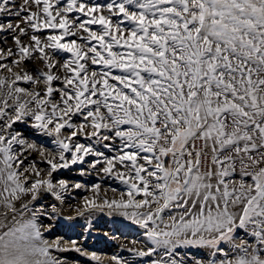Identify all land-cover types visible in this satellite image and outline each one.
Instances as JSON below:
<instances>
[{"label":"snow or ice","instance_id":"1","mask_svg":"<svg viewBox=\"0 0 264 264\" xmlns=\"http://www.w3.org/2000/svg\"><path fill=\"white\" fill-rule=\"evenodd\" d=\"M0 44V264L82 251L39 223L70 189L148 264H264V0H0Z\"/></svg>","mask_w":264,"mask_h":264},{"label":"rangeland","instance_id":"2","mask_svg":"<svg viewBox=\"0 0 264 264\" xmlns=\"http://www.w3.org/2000/svg\"><path fill=\"white\" fill-rule=\"evenodd\" d=\"M98 27L99 26H93L94 29H98ZM8 43L11 44L10 39L8 40ZM2 46H3V44H0V47H2ZM19 86L28 87V85H26L24 83H20ZM30 131L31 130H26L25 135H29ZM44 139H49V138H44ZM56 179L57 180L66 179L70 183L79 181L83 184L88 185L89 187L91 186V184L97 182V177L94 174L89 175V176H85V177H80L74 171H67V170H64L61 173H59L58 175H56ZM108 186L115 187L118 189L117 193L115 194L117 197L119 196L120 191L125 190L124 186L121 185L118 181H114L112 179H104L102 182V189L108 188ZM87 194H88V196H87ZM107 195L111 198L113 196V193L109 191L107 193ZM85 197L91 198L92 192L91 191H85L84 189H70V191L66 194L65 204L67 205L70 203L71 206H68V207L59 206L57 208L58 214L54 215L53 217H57L58 219L61 217L59 219V221H60V227L63 228V232H65V233L68 232L70 234H71V232H73L75 234L81 233V228H83V227H81L79 225V223L81 221L82 222L83 221L89 222L88 224L90 225L91 229H94V230H96V229L106 230L107 229L105 231L106 237H96V235L93 234L91 236L93 239H90L89 242L92 241L93 243L98 244V243H101V241H105V239L106 240L108 239L109 245H110V247H112L111 249H113V253H119L117 256H121V255L122 256H128V255L134 256V254L129 252L127 249L133 246L131 244V241L136 240V239H137L136 241H144L145 240V237L143 236L144 229H142L139 225L135 224L134 222L128 220L124 216H122L119 212H112V213L109 212L110 210L107 208H105L103 211H101L99 209L91 210L92 212L89 209H83ZM59 203H60V201H59ZM60 207H62V208H60ZM80 207H82V208H80ZM65 208L66 209L70 208L71 210H66ZM72 208H74V209H72ZM72 210H73V212L77 211L78 214L76 215V217L79 220L75 221L72 219V216H73V214L71 213ZM86 210L91 212L89 216H86V213H87ZM106 211L109 212V214H107ZM98 214H99V216H96ZM91 217H93V218H91ZM45 219L46 218H44L43 220H45ZM96 220H98V221H96ZM105 221H107L106 225L102 226L101 223L105 222ZM164 221H165V223H167L169 221L168 214L164 215ZM76 226L79 228H77ZM161 227H163V225H161ZM116 233L117 234L121 233L122 236L124 237V239L121 242L117 241V240H115V241L113 240L114 239L113 237L115 236ZM238 235L243 236L244 232L240 231L238 233ZM68 238H70V236ZM127 239L129 240V242ZM248 239L250 242H252V238L249 237ZM139 246L142 247L144 245H142V244L136 245V247H139ZM225 247H227V245H225ZM118 248H119L120 252H118ZM54 250L55 249L52 250V255L54 257H56L58 259H66L69 262V264H98L94 260H86L83 256L79 255L78 253H73L70 250L64 251V252H61L58 250L54 251ZM178 251L180 253V256L183 257L187 261V264H191V259H190L191 257H196V258L203 259V260L209 259V254H208L207 249H199V248H195V247H181L178 249ZM162 254H163V252H162V250H160L157 253V256L152 257V258H159V256H161ZM237 254H239V253H237ZM148 260H149V258H148ZM140 264H145V263L141 262Z\"/></svg>","mask_w":264,"mask_h":264},{"label":"bare ground","instance_id":"3","mask_svg":"<svg viewBox=\"0 0 264 264\" xmlns=\"http://www.w3.org/2000/svg\"><path fill=\"white\" fill-rule=\"evenodd\" d=\"M41 167H43V165H41ZM108 185V184H107ZM104 187V186H103ZM110 187V186H108ZM90 193V192H89ZM93 195V194H92ZM76 196V195H75ZM88 196V194H87ZM70 200V199H69ZM73 202V201H72ZM42 203L44 205H49L50 203H55L57 205V208L59 206H71V204H65V203H59V201H56L54 197L52 196H48L47 199L43 200ZM80 203V202H79ZM78 206V205H77ZM83 207V206H82ZM80 207V208H82ZM62 208V207H60ZM79 208V207H78ZM66 209V208H65ZM74 209V208H72ZM83 209H86L85 207ZM66 210H71L70 208L69 209H66ZM77 210V209H76ZM78 211V210H77ZM77 211H74L72 210V219L77 221L79 220L76 215L78 214ZM91 211V210H90ZM88 210H86V216H89L90 212ZM65 212V211H64ZM107 212V211H106ZM110 212V211H109ZM109 212H107V214H109ZM70 213V214H71ZM105 213V212H104ZM112 213V212H111ZM114 214V213H113ZM61 216V215H60ZM96 216H99L96 215ZM106 217V216H105ZM109 217V216H108ZM44 218H46L45 220H43ZM61 218V217H60ZM59 218V219H60ZM88 218V217H87ZM93 218V217H91ZM57 217H53V216H47V217H40L39 219V223L43 226V229H44V232H43V238L49 242H53V241H56L57 239H61L64 244L67 245V247L71 248V242L72 241H75L76 242V247H79L82 251L81 252H77L75 251L74 249L73 250H70L72 251L73 253H78L79 255L83 256L86 260H93L91 258L90 255H85L83 253H88V254H91V253H96L97 256L99 257V264H109L110 260H111V257L113 255H118L119 253H113V249H111L112 247H110L109 245V242H108V239L106 240L105 238V241H101V243H93L92 241L89 242L90 239H93L91 236L93 234L96 235V237H106V230H102V229H91L90 228V225L88 224L89 222H80L79 225L83 228H81V233H78V234H75L73 232L68 233V232H63V228L60 227V221ZM90 219V218H89ZM72 221V220H71ZM98 221V220H96ZM107 223V221L105 222H102L101 225L102 226H105ZM71 224V223H70ZM73 225V224H72ZM92 225V224H91ZM77 227V226H76ZM100 227V226H99ZM79 228V227H77ZM95 228V227H94ZM69 229V228H68ZM67 231V230H66ZM109 231V230H108ZM107 231V232H108ZM70 238H68L69 236ZM68 238V239H67ZM114 241L117 240V241H122L124 239V237L122 236L121 233H116L115 236L113 237ZM135 238V237H134ZM128 240V239H127ZM133 240V239H132ZM137 240V239H136ZM129 242V240H128ZM115 243V242H114ZM127 245V244H126ZM132 246V245H131ZM124 247V246H123ZM126 247V246H125ZM140 247V246H139ZM117 249V248H116ZM55 251V250H54ZM61 252H64V251H61ZM118 252L119 251V248H118ZM130 254V253H129ZM125 255V254H124ZM121 257L122 259H125L127 261L130 262V264H140L141 262L145 263V264H148V258L145 257V258H140V257H137V256H119ZM129 257V258H128ZM95 262H97L96 260H94ZM98 263V262H97Z\"/></svg>","mask_w":264,"mask_h":264}]
</instances>
